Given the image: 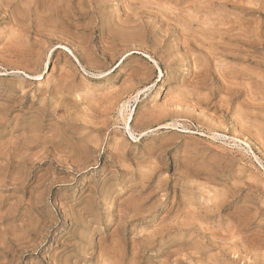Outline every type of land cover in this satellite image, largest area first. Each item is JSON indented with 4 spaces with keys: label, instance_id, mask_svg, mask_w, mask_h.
Masks as SVG:
<instances>
[{
    "label": "rangeland",
    "instance_id": "1",
    "mask_svg": "<svg viewBox=\"0 0 264 264\" xmlns=\"http://www.w3.org/2000/svg\"><path fill=\"white\" fill-rule=\"evenodd\" d=\"M0 264H264V0H0Z\"/></svg>",
    "mask_w": 264,
    "mask_h": 264
},
{
    "label": "bare ground",
    "instance_id": "2",
    "mask_svg": "<svg viewBox=\"0 0 264 264\" xmlns=\"http://www.w3.org/2000/svg\"><path fill=\"white\" fill-rule=\"evenodd\" d=\"M38 35V34H37ZM44 61V60H43ZM45 64V63H44ZM41 67V66H40ZM38 71H39V69H38ZM36 73V72H35ZM39 73V72H38ZM40 76V75H39ZM130 113V112H129ZM132 114V113H131ZM130 117H131V115H130ZM130 117H129V119H130ZM124 119V118H123ZM128 119V120H129ZM131 120V119H130ZM126 128H127V126H126ZM129 129V128H128ZM144 134V133H143ZM141 135V134H140ZM143 136V135H142ZM137 137H138V135H137ZM132 138V137H131ZM53 160V159H52Z\"/></svg>",
    "mask_w": 264,
    "mask_h": 264
}]
</instances>
